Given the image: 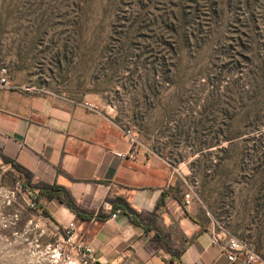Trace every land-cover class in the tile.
I'll list each match as a JSON object with an SVG mask.
<instances>
[{"label":"rangeland","instance_id":"rangeland-1","mask_svg":"<svg viewBox=\"0 0 264 264\" xmlns=\"http://www.w3.org/2000/svg\"><path fill=\"white\" fill-rule=\"evenodd\" d=\"M4 68L109 114L264 258V0H0ZM21 178L0 164V264H85Z\"/></svg>","mask_w":264,"mask_h":264},{"label":"crops","instance_id":"crops-1","mask_svg":"<svg viewBox=\"0 0 264 264\" xmlns=\"http://www.w3.org/2000/svg\"><path fill=\"white\" fill-rule=\"evenodd\" d=\"M0 164L25 174L27 185L69 195L82 217L59 199L47 210L61 229L76 222L77 243L98 264H239L228 261L214 226L185 207L170 165L139 151L91 102L16 85L1 91Z\"/></svg>","mask_w":264,"mask_h":264},{"label":"built area","instance_id":"built-area-1","mask_svg":"<svg viewBox=\"0 0 264 264\" xmlns=\"http://www.w3.org/2000/svg\"><path fill=\"white\" fill-rule=\"evenodd\" d=\"M13 87V84L8 79V71L7 69H2L0 72V92L3 90H8ZM131 143L135 144V139L127 132ZM19 190L24 189L23 185L19 182L16 186ZM28 194L29 198L32 196V193L24 191ZM185 207L188 209L193 205V197L190 193L184 194ZM28 206L33 209L35 207V203L30 198L28 202ZM219 238L215 239V243H217ZM226 242L223 245V250L227 255L228 261L231 263H239V264H264V258L261 254L252 249L247 243L240 240L237 237L229 236L225 237ZM63 243L66 247L77 248L83 258L86 260L85 264H98L95 259L91 256V249L85 247L83 244L77 243V225L75 221L69 222V224L63 229Z\"/></svg>","mask_w":264,"mask_h":264},{"label":"trees","instance_id":"trees-1","mask_svg":"<svg viewBox=\"0 0 264 264\" xmlns=\"http://www.w3.org/2000/svg\"><path fill=\"white\" fill-rule=\"evenodd\" d=\"M17 170H19L17 168ZM23 176H26L23 174ZM20 181H23V178H21ZM25 189H31L33 191V195L30 196V198L35 203V207L31 209L34 212H39L45 217L52 218L51 214L47 210V204L52 201L53 199H59L65 206H67L69 209H71L73 212H75L79 217L82 215L81 210L78 209L72 199L67 195V193L61 189L58 186H46L41 185L37 187H32L30 185H27L26 183L22 184ZM162 206V199L159 201L156 210H158ZM122 209L127 212L131 220L135 223H139L138 218L141 217L137 212L130 207V205L126 202L122 203L121 206ZM155 210V211H156ZM176 264V263H175Z\"/></svg>","mask_w":264,"mask_h":264}]
</instances>
